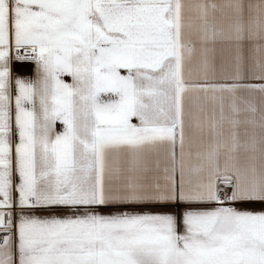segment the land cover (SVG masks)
Instances as JSON below:
<instances>
[{"label": "snow or ice", "instance_id": "snow-or-ice-1", "mask_svg": "<svg viewBox=\"0 0 264 264\" xmlns=\"http://www.w3.org/2000/svg\"><path fill=\"white\" fill-rule=\"evenodd\" d=\"M0 264H264V0H0Z\"/></svg>", "mask_w": 264, "mask_h": 264}]
</instances>
